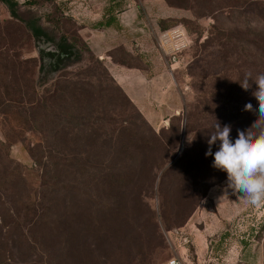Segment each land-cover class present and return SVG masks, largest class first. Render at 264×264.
Here are the masks:
<instances>
[{"label": "rangeland", "instance_id": "1", "mask_svg": "<svg viewBox=\"0 0 264 264\" xmlns=\"http://www.w3.org/2000/svg\"><path fill=\"white\" fill-rule=\"evenodd\" d=\"M18 1L49 41L0 3V264H264V206L233 194L205 156L216 121L234 141L258 119L244 111L258 109L255 83L239 82L264 72V0H164L165 12L162 0ZM113 1L150 22L107 31L109 56L172 64L152 120L88 45ZM161 16L190 40L175 60L159 38L139 40L148 50L134 40ZM62 36L81 53L55 72L39 46Z\"/></svg>", "mask_w": 264, "mask_h": 264}, {"label": "crops", "instance_id": "2", "mask_svg": "<svg viewBox=\"0 0 264 264\" xmlns=\"http://www.w3.org/2000/svg\"><path fill=\"white\" fill-rule=\"evenodd\" d=\"M163 1V4H160L159 10L161 12L169 11V7ZM106 5V4H105ZM105 5L102 6V14L100 21L104 16V9ZM143 7L138 5H128L126 8L119 10L116 12V17L120 26L122 27L121 30L124 29L125 32H128L129 27H133L132 24L137 22V24H144L146 25L150 21L147 17L143 14ZM168 17L161 16L160 19H166ZM158 20H154V24L150 23V31L144 29V27L137 28L138 30L144 32V34L138 32L135 33L136 44L144 47V50H148L151 48V44L147 42L140 43L139 40H145L144 38L150 37L153 41L157 40L158 33H162L163 31L160 29ZM96 21V22H97ZM152 24V25H151ZM94 29V28H93ZM113 29L116 32L118 30L116 27L110 28H102V29H94L96 33L101 32L102 34L98 36L99 40L91 39V42H88V45L91 51L96 54L105 64L106 68L108 69L110 75L113 79L121 86L124 92L128 95V97L132 100L135 106L140 110V112L149 120H152L151 117H156L159 115L157 111L158 107V100H160L161 96L159 93L164 91H171V84L169 80V76L171 75L172 69L168 61L165 64L162 63L160 60L161 57H153V65H147L143 61L138 60V64H128L122 63L109 56L113 48V40L110 39L107 34L109 30ZM136 29V30H137ZM144 29V30H143ZM90 30L89 27H85L84 31ZM141 35V36H140ZM138 37V40H137ZM87 39V38H86ZM88 40V39H87ZM140 40V41H142ZM96 44H100L101 51L99 54L95 51ZM134 45L125 46L128 52H132ZM157 48V46H156ZM164 59V58H163ZM162 80V81H161ZM165 102L169 108H175L176 102L173 100L166 99Z\"/></svg>", "mask_w": 264, "mask_h": 264}, {"label": "clouds", "instance_id": "3", "mask_svg": "<svg viewBox=\"0 0 264 264\" xmlns=\"http://www.w3.org/2000/svg\"><path fill=\"white\" fill-rule=\"evenodd\" d=\"M252 80L256 90L252 93L258 101V109L252 103L245 105L244 111H258V119L247 130H238L237 138H230V125L221 127L216 121L207 140L206 157H213L212 167L227 174V186L233 194H239L246 203L264 206V72L253 77L251 72L245 74L240 86L247 91ZM253 129H259L258 133ZM219 142L218 150L213 153L212 146Z\"/></svg>", "mask_w": 264, "mask_h": 264}, {"label": "trees", "instance_id": "4", "mask_svg": "<svg viewBox=\"0 0 264 264\" xmlns=\"http://www.w3.org/2000/svg\"><path fill=\"white\" fill-rule=\"evenodd\" d=\"M25 4H33L32 1L26 0ZM0 3L8 7V10L12 16V18L25 23L26 27L31 29L33 32L34 37L36 40H40L41 38H44L46 41H49V38L45 37L46 32L42 27L38 25V22L35 21V17H31L29 19H25L23 16L20 15V6L18 0H0ZM116 2H110L109 5H107L104 9V16L100 21H97L95 23L94 29H102V28H110V27H116L118 30H121L122 27L120 26V23L117 20L116 12L121 10L118 8ZM50 20H55L53 17L52 19L49 17ZM174 20L173 18H167V19H159L158 24L162 31H168L176 26L170 24V22ZM57 49L59 51L58 55L47 53L45 51L40 50L41 57L48 56L51 59V62L48 63L49 65H44L45 68H49L53 71H59L63 69L66 66V63L69 61H72L74 59H79L80 51L75 48V45L71 43V41L67 38V36H62L59 42L56 44ZM90 48V47H89ZM91 50V49H90ZM128 52V51H127ZM58 53V52H57ZM122 62V61H119ZM122 63H128V62H122ZM132 64V63H128ZM115 81V80H114Z\"/></svg>", "mask_w": 264, "mask_h": 264}, {"label": "built area", "instance_id": "5", "mask_svg": "<svg viewBox=\"0 0 264 264\" xmlns=\"http://www.w3.org/2000/svg\"><path fill=\"white\" fill-rule=\"evenodd\" d=\"M158 38L165 55L172 56L174 60L176 59V54L187 48L190 44L189 37L185 29L181 26H176L168 31L162 32ZM164 264H183V262L177 258H173Z\"/></svg>", "mask_w": 264, "mask_h": 264}, {"label": "water", "instance_id": "6", "mask_svg": "<svg viewBox=\"0 0 264 264\" xmlns=\"http://www.w3.org/2000/svg\"><path fill=\"white\" fill-rule=\"evenodd\" d=\"M39 49L44 51L48 50L49 52L57 53L59 52L56 45H52L51 43H46L43 41V43L39 46Z\"/></svg>", "mask_w": 264, "mask_h": 264}, {"label": "flooded vegetation", "instance_id": "7", "mask_svg": "<svg viewBox=\"0 0 264 264\" xmlns=\"http://www.w3.org/2000/svg\"><path fill=\"white\" fill-rule=\"evenodd\" d=\"M45 52H47V53H52V52H49L47 49L46 50H44ZM52 54H55V55H58L59 54V52L58 53H52ZM44 58H47V59H49V62H51V59H50V57H48V56H45V57H43V59Z\"/></svg>", "mask_w": 264, "mask_h": 264}]
</instances>
